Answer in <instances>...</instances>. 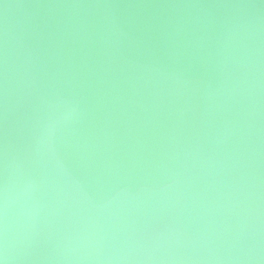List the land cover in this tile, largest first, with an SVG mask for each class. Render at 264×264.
Wrapping results in <instances>:
<instances>
[{
  "label": "bare ground",
  "instance_id": "6f19581e",
  "mask_svg": "<svg viewBox=\"0 0 264 264\" xmlns=\"http://www.w3.org/2000/svg\"><path fill=\"white\" fill-rule=\"evenodd\" d=\"M0 264H264V0H0Z\"/></svg>",
  "mask_w": 264,
  "mask_h": 264
}]
</instances>
